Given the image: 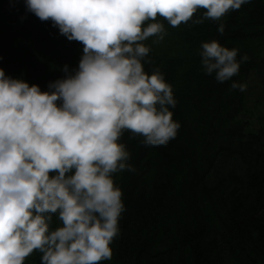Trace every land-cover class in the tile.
Returning <instances> with one entry per match:
<instances>
[{"label":"clouds","instance_id":"obj_1","mask_svg":"<svg viewBox=\"0 0 264 264\" xmlns=\"http://www.w3.org/2000/svg\"><path fill=\"white\" fill-rule=\"evenodd\" d=\"M251 0H25L26 10L51 21L82 56L47 91L7 77L0 69V264H24L34 251L41 264H100L111 260L125 210L113 174L135 172L120 143L166 146L180 125L171 86L151 64L143 42L161 43L158 17L176 28L198 9L200 19L221 21ZM225 25L217 31L223 35ZM217 41L202 42L206 75L223 83L239 74L244 55ZM232 89L246 85L232 83ZM60 222L54 230L53 218Z\"/></svg>","mask_w":264,"mask_h":264},{"label":"trees","instance_id":"obj_2","mask_svg":"<svg viewBox=\"0 0 264 264\" xmlns=\"http://www.w3.org/2000/svg\"><path fill=\"white\" fill-rule=\"evenodd\" d=\"M205 11L176 28L158 17L164 40L143 42L152 60L144 70L163 73L180 127L166 146L122 136L135 172L113 174L125 210L109 245L112 258L100 264H264V113L246 103L251 83L264 95V0H251L221 21L193 23ZM211 41L237 49L238 61L249 58L223 83L201 66L200 46ZM82 48L28 12L25 0H0V69L7 77L47 91L64 78L65 65L70 72L78 67ZM234 82L246 90L232 89ZM58 226L54 217L51 228ZM41 255L34 251L24 264H41Z\"/></svg>","mask_w":264,"mask_h":264},{"label":"rangeland","instance_id":"obj_3","mask_svg":"<svg viewBox=\"0 0 264 264\" xmlns=\"http://www.w3.org/2000/svg\"><path fill=\"white\" fill-rule=\"evenodd\" d=\"M261 91L262 88L260 86L252 83L249 84V86L247 87L246 103L251 111L255 110L256 108H259L260 113H264V107L260 105L261 99L264 98V95L261 93ZM252 116L256 120L259 116V113L255 111Z\"/></svg>","mask_w":264,"mask_h":264}]
</instances>
